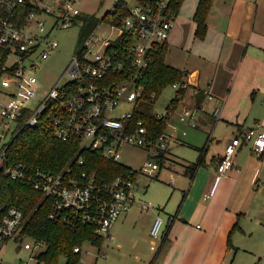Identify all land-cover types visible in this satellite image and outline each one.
I'll list each match as a JSON object with an SVG mask.
<instances>
[{
    "label": "built area",
    "instance_id": "obj_1",
    "mask_svg": "<svg viewBox=\"0 0 264 264\" xmlns=\"http://www.w3.org/2000/svg\"><path fill=\"white\" fill-rule=\"evenodd\" d=\"M85 0H0V46L9 52L6 66L12 72L0 76L17 87L15 93L0 91V169L14 180H25L52 201L49 220L69 227L81 224L94 229L95 235L112 240L113 228L123 213L129 212L138 201L140 178L157 177L168 151L179 138L180 124L191 128L201 125L207 113L202 104L186 106L180 89L190 88L187 80L172 84L178 105L171 102L162 112L152 111L165 121L166 128L155 137L154 132L137 119L141 108L139 99L144 95L142 81L151 70L157 52L168 45L177 12L171 11L172 0H111L107 11L99 16L85 13ZM101 5H104V0ZM82 15H95L98 24L81 42L86 20ZM107 25L103 30L102 27ZM79 26V50L71 56L61 79L53 86H40L38 72L43 61L60 51L58 33ZM14 56L15 62L9 63ZM205 97L214 96L205 92ZM155 105L158 96L151 95ZM122 104H133L130 111H118ZM179 105L182 108L178 111ZM222 111L219 103L214 116ZM24 122L20 128V122ZM39 128L62 142H78L79 157L76 168L68 167L54 173L30 162L7 165V154L14 138L24 128ZM186 133V132H184ZM209 140H212L210 134ZM246 142L257 157L264 154V126L261 123L243 131L226 145L218 165L220 176L234 168V158ZM125 146L142 149L147 159L140 168L124 165L122 151ZM95 151L99 155L129 169L112 181L100 179L96 173L84 168L83 152ZM175 183V178L170 180ZM152 201L143 202V210L154 208ZM164 219L158 216L151 229L152 246L163 236ZM24 225V212L11 207L0 214L1 246L16 240L21 249L38 250V259L47 244L19 239ZM40 250V251H39ZM83 252V247H76Z\"/></svg>",
    "mask_w": 264,
    "mask_h": 264
},
{
    "label": "crops",
    "instance_id": "obj_2",
    "mask_svg": "<svg viewBox=\"0 0 264 264\" xmlns=\"http://www.w3.org/2000/svg\"><path fill=\"white\" fill-rule=\"evenodd\" d=\"M200 1L184 0L168 40L166 62L189 74L191 86L183 104L203 103L208 112L198 128L181 124V134L162 167L172 170L168 181L170 185L174 177V187L155 198L158 204L153 202L149 210L142 208L146 191L137 194V203L114 225L112 251L104 264H235L238 255L245 261L240 264H264V154L257 157L244 142L234 168L222 176L218 173L232 138L258 123L264 126V0H212L205 39L196 36L194 17ZM206 91L214 99L206 98ZM219 103L222 111L216 118L213 112ZM188 130L206 131L212 140L202 147L196 136L186 139ZM183 146L198 155L181 158L177 151ZM201 148H205L203 163L191 177L187 166L198 161ZM159 215L165 222L163 236L152 250L151 229ZM139 228L147 238H139ZM252 238L258 239L257 246ZM104 245L103 239L101 251Z\"/></svg>",
    "mask_w": 264,
    "mask_h": 264
},
{
    "label": "trees",
    "instance_id": "obj_3",
    "mask_svg": "<svg viewBox=\"0 0 264 264\" xmlns=\"http://www.w3.org/2000/svg\"><path fill=\"white\" fill-rule=\"evenodd\" d=\"M184 0H172L171 11L179 13ZM212 8V0H201L194 20L196 22V36L205 39L208 33V15ZM87 22L83 27L81 42L87 38L98 24L95 15H82ZM168 45L155 55V62L149 73L142 81L144 95L139 99L141 108L137 112V119L144 121L158 137L166 128L164 120L158 119L153 113L151 95L156 93L161 96L164 90L175 83L185 82L188 72L170 66L166 62ZM9 52L0 46V76L12 72L7 68ZM186 89H180L177 94L184 96ZM201 102L202 92L197 94ZM174 106L178 100H172ZM24 122H20V128ZM80 147L78 142H62L55 140L51 135L39 128H24L14 138L8 150L7 165L17 162H30L42 169L54 173L62 172L68 167H75L79 157ZM205 148L200 149V158L197 162L187 166V173L193 177L199 165ZM86 163L84 168L97 174L105 181H112L120 174H127L129 169L123 164L102 158L95 151L83 152ZM52 201L43 193L36 191L25 180H14L0 169V214L4 215L11 207H17L24 212V225L20 234L21 240L33 239L47 244V249L39 254L38 259L45 264H82L83 252H76V247H83L86 242L96 247H101L103 238L95 235L94 229L81 224L78 227H69L62 223L49 220ZM230 246L231 239L229 240Z\"/></svg>",
    "mask_w": 264,
    "mask_h": 264
},
{
    "label": "rangeland",
    "instance_id": "obj_4",
    "mask_svg": "<svg viewBox=\"0 0 264 264\" xmlns=\"http://www.w3.org/2000/svg\"><path fill=\"white\" fill-rule=\"evenodd\" d=\"M102 1L103 0H85L82 5V10L85 13L91 12L101 16L107 11L111 0H104L103 6L101 5ZM105 27L108 26L104 25L102 29L104 30ZM79 30H80L79 26H72L68 29H63L58 33L57 39L60 43V51L54 53L48 60L42 62L41 69L38 72V77L40 79V86H46L49 88L55 85L61 79L68 64L71 62V56L79 50L80 47ZM176 55L180 58V54H176ZM182 58H184V55ZM13 62H15L14 56H12L9 60L10 64H12ZM170 62L172 63V65L177 66L175 62H173L172 60H170ZM0 91L12 94L17 91V87L15 84L8 82L6 80V77L3 76L0 77ZM175 94L176 92L173 87L170 86L166 88L162 93V95L158 97L156 104L153 106V111L162 112L166 108V106L171 102V100L174 98ZM5 99H6L5 96L2 95L0 96V101H4ZM133 108H134L133 104H122L119 107L118 111L120 112L130 111ZM2 120L3 119L0 116V125ZM178 126L181 130L182 128L181 124H178ZM180 134L181 133L179 131V135ZM191 135L196 136L198 142L203 141L202 147L207 144L209 139V133L206 131L205 134H197L195 132L188 130V136L186 137V139L188 140ZM177 152L178 155L183 159H194L196 155H198V151H195L194 149L189 148L188 146L180 147V149H178ZM122 154H123L122 163L124 165L131 166L133 168H140V166H142L147 159L146 152L136 147L125 146L122 151ZM166 172L168 173L167 175ZM171 173L172 170L163 169L161 174L159 175V179L158 176L154 178L142 179L138 194H141L143 191H146V193L144 194L146 200L158 204L155 198H158L159 196L161 197L165 196L167 194V191H171L170 187H174L171 184L169 185V181H168L169 175ZM140 229L141 228L137 230V234L139 238H147L146 232L143 229L142 230ZM26 241H30L31 243H33L32 239L24 240V242ZM248 242L249 241H247V243ZM251 242L256 246L259 244L257 238H252ZM19 245L20 244L16 240H10L2 244L1 258L3 259V264H38V260L35 256L38 250L36 249L32 251L25 249L24 247L20 249ZM111 247H112V243L109 242V240L107 239L105 240L103 251H101L102 250L101 247L99 248L92 245V243L90 242H86L83 246L84 254H83L82 264H96V263L104 264L107 258L106 257L107 254H110V251H112ZM149 248L150 246H148V249ZM40 250L45 251L46 247H43ZM262 251L264 250L262 249ZM239 254H243V251H241ZM246 256H250L249 258H251V256L253 255L249 253ZM239 258L240 255H238L235 264H240L245 262V261H240ZM246 260L252 261L253 258L251 260L250 259H246ZM262 262L264 263V256Z\"/></svg>",
    "mask_w": 264,
    "mask_h": 264
},
{
    "label": "water",
    "instance_id": "obj_5",
    "mask_svg": "<svg viewBox=\"0 0 264 264\" xmlns=\"http://www.w3.org/2000/svg\"><path fill=\"white\" fill-rule=\"evenodd\" d=\"M19 249V248H18Z\"/></svg>",
    "mask_w": 264,
    "mask_h": 264
}]
</instances>
